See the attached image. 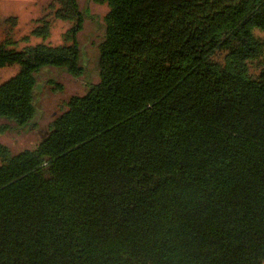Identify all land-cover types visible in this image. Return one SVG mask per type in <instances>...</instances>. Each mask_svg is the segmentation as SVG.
Here are the masks:
<instances>
[{
	"label": "trees",
	"instance_id": "1",
	"mask_svg": "<svg viewBox=\"0 0 264 264\" xmlns=\"http://www.w3.org/2000/svg\"><path fill=\"white\" fill-rule=\"evenodd\" d=\"M58 1L0 44V264H264V0Z\"/></svg>",
	"mask_w": 264,
	"mask_h": 264
},
{
	"label": "rangeland",
	"instance_id": "2",
	"mask_svg": "<svg viewBox=\"0 0 264 264\" xmlns=\"http://www.w3.org/2000/svg\"><path fill=\"white\" fill-rule=\"evenodd\" d=\"M82 1L84 3L85 0ZM58 8V0H0V20H8L9 22L3 32L2 29L0 30V44L5 43V49L14 52V54L37 46L57 48L70 44L71 41L66 40L65 35L72 27L73 22L72 20L58 17ZM91 9L101 17L107 11L105 5L95 3L91 4ZM89 24L93 26L92 22ZM87 32L88 26L86 25V29L82 33L81 38L84 35L87 36ZM96 35L97 37L94 39H100L102 29L97 30ZM88 48L90 55L95 57V47L90 44ZM263 54L260 58V65L264 64ZM20 67L19 63L1 67L0 81L15 76L19 72ZM59 78L65 83V90L62 93L52 94L50 98L46 99L47 116L55 112V103L59 102L60 99H66L77 92H84L82 83L72 79L67 74H60ZM0 141L9 145L15 142L3 138H0Z\"/></svg>",
	"mask_w": 264,
	"mask_h": 264
},
{
	"label": "crops",
	"instance_id": "3",
	"mask_svg": "<svg viewBox=\"0 0 264 264\" xmlns=\"http://www.w3.org/2000/svg\"><path fill=\"white\" fill-rule=\"evenodd\" d=\"M2 29V32H3V30H4V27H1L0 26V30ZM5 81V80H4ZM4 81H0V84L2 83V82H4Z\"/></svg>",
	"mask_w": 264,
	"mask_h": 264
}]
</instances>
